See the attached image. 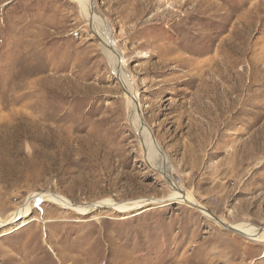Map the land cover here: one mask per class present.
<instances>
[{
	"label": "rangeland",
	"instance_id": "rangeland-1",
	"mask_svg": "<svg viewBox=\"0 0 264 264\" xmlns=\"http://www.w3.org/2000/svg\"><path fill=\"white\" fill-rule=\"evenodd\" d=\"M94 4L177 186L264 229V0ZM129 116L74 0H0V219L33 193L151 200L85 215L40 202L0 230V264H264V244L169 199Z\"/></svg>",
	"mask_w": 264,
	"mask_h": 264
},
{
	"label": "bare ground",
	"instance_id": "bare-ground-1",
	"mask_svg": "<svg viewBox=\"0 0 264 264\" xmlns=\"http://www.w3.org/2000/svg\"><path fill=\"white\" fill-rule=\"evenodd\" d=\"M74 2L77 4L81 16L90 27L93 35L98 38L101 50L106 56L112 70L115 72L117 79L122 86L129 106V122L140 140L144 159L147 160V163L151 167H158V172H160L162 177L169 183L171 191L169 199L178 201L187 206H190L193 203V206L199 210L202 209L201 211L203 214L208 219L213 220L220 228L236 233L249 241L264 244V229L254 227L247 222L229 223L225 218L221 217L218 218V221H216L215 218L207 212L206 208L193 200L190 192L182 190L179 186H177L173 176V169L167 164L168 158L165 156V153L159 146L157 140L154 139L149 128H147L146 124L143 122L141 112L139 110V104H135L134 102L136 99V91L134 89V85L132 84L133 82L131 83L123 68L119 66V64H121V56L117 53L118 48L116 42L109 39L110 31L108 24L94 11V0H74ZM167 6V9H170L168 2ZM40 202H49L59 206L60 208L70 210L80 215H85L98 208L100 209L104 207H107L115 213H129L145 204L150 203L151 200L140 199L123 203H113L110 200H106L98 204L74 205L64 197L58 195L33 193L26 199V202L20 208L11 212L7 218L0 219V230L3 231L4 226H14V224L22 218L28 217L30 211L37 207ZM2 231H0V236H2Z\"/></svg>",
	"mask_w": 264,
	"mask_h": 264
},
{
	"label": "water",
	"instance_id": "water-1",
	"mask_svg": "<svg viewBox=\"0 0 264 264\" xmlns=\"http://www.w3.org/2000/svg\"><path fill=\"white\" fill-rule=\"evenodd\" d=\"M136 104V103H135ZM202 210V209H201ZM207 212H209V211H207ZM210 213V212H209ZM213 217L215 218V220L216 221H218V218L217 217H215L214 215H213Z\"/></svg>",
	"mask_w": 264,
	"mask_h": 264
}]
</instances>
